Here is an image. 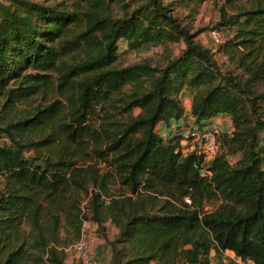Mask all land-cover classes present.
<instances>
[{"label": "trees", "instance_id": "1", "mask_svg": "<svg viewBox=\"0 0 264 264\" xmlns=\"http://www.w3.org/2000/svg\"><path fill=\"white\" fill-rule=\"evenodd\" d=\"M205 1L0 0V264H67L88 221L118 228L109 264H212V250L264 264V0L221 7L228 69L185 22ZM121 41L185 47L118 66ZM186 87L197 123L232 118L209 161L159 128L183 117Z\"/></svg>", "mask_w": 264, "mask_h": 264}, {"label": "rangeland", "instance_id": "2", "mask_svg": "<svg viewBox=\"0 0 264 264\" xmlns=\"http://www.w3.org/2000/svg\"><path fill=\"white\" fill-rule=\"evenodd\" d=\"M238 3V1L232 2ZM232 3L225 2V0H207L204 3H202L198 10L195 12L194 15H191V17L185 19V22L192 28L193 31L200 30V34L198 35L197 39L207 48H209L214 58L218 61V63L221 65L222 68L228 69L231 68L233 65L228 59V57L219 50L220 46L213 42L211 37V31L214 29H217L221 32L222 37L224 38V41H226L228 38L232 37L235 34V28H229L227 26H220V29L217 28V23L219 22L221 18V7L224 5L226 7V10L229 13L235 12V9L232 7ZM179 11L183 14H187V11L185 9L179 8ZM185 47V43L183 41L173 43L169 45L167 48L161 46V50L157 53H150L149 49L143 48L140 50H128L127 46L124 42H120V48H119V58L117 61L118 66H125L128 64H133L136 62H140L143 60H149L155 65H164L167 60L177 56ZM57 96V93L54 89L48 91L47 93L43 94L42 96H38L36 100L32 103L33 106H37L39 104H46L51 103L54 100V97ZM4 99L0 95V120L2 115H4V108L3 103ZM30 105L28 104H20L18 110L16 111L19 115L18 111H27L29 110ZM139 109L136 108L134 110V113H139ZM232 132V131H231ZM230 132V133H231ZM228 132H222V134H230ZM221 134V135H222ZM264 135V134H263ZM222 142L223 140H220V147L222 148ZM35 153V150L32 149L28 154L33 155ZM96 163V167L99 168L101 173H106L110 169L105 161H101L99 159H95L92 161H88V164ZM3 189V179L0 178V191ZM217 201L213 202H206L205 208L212 209L215 205H217ZM82 206L84 209H86L87 206V198L83 201ZM89 223H85V233L88 237V242L90 245V250L92 253V256L95 259V264H98L97 257H96V250L99 246V243H104V247L100 248L101 250L105 251V253L102 254V256L109 257L107 259L106 264H109L111 252L109 247V242L115 238V236L118 233V228L112 224L109 221L104 222V229L99 230L98 224L96 222L90 221ZM64 232V231H63ZM214 251V253H212ZM211 251L212 256V264H218L220 259H222L225 262H231L232 264H239L242 261L236 256V254L233 251L227 250L224 252H221L217 255V252L215 250ZM72 256V257H71ZM66 258L68 264H82V260L78 257L77 253L73 251L66 252ZM100 264V263H99Z\"/></svg>", "mask_w": 264, "mask_h": 264}, {"label": "built area", "instance_id": "3", "mask_svg": "<svg viewBox=\"0 0 264 264\" xmlns=\"http://www.w3.org/2000/svg\"><path fill=\"white\" fill-rule=\"evenodd\" d=\"M211 37L213 42L217 45L224 43V38L217 29L211 31ZM148 49L150 53H157L161 50V46L149 45ZM172 128L180 135V152L183 155H187L190 152H197L204 156L205 161H209L213 159L221 149L220 137L222 130L217 122L210 120L199 124L195 121V117L190 112L184 114ZM185 201L191 203V199L188 197L185 198ZM84 227L85 226H83L80 239L68 246L65 250L66 252L73 251L77 253L78 257L82 260V264H95V259L92 256Z\"/></svg>", "mask_w": 264, "mask_h": 264}, {"label": "crops", "instance_id": "4", "mask_svg": "<svg viewBox=\"0 0 264 264\" xmlns=\"http://www.w3.org/2000/svg\"><path fill=\"white\" fill-rule=\"evenodd\" d=\"M193 90H191L190 88L186 87L182 90L181 92V100H182V104L185 108V113L184 114H188L191 111V104H192V97H193ZM214 121L219 123L222 132H228L230 133L233 130V122H232V118L230 115L227 114H219L217 116H213L209 119L203 120L202 122H208V121ZM177 120H173L170 123V126H168L165 123H160V128L163 132V134H165L166 136H169L171 134V131H173L172 126L177 123ZM90 223V221H89ZM87 223V224H89ZM104 243H99V246L96 250V257L98 259L97 263L99 264H106L107 259H109V257H107V255L104 257L102 256L103 253H105V251L101 250L100 248H103ZM72 257V256H71ZM66 263H67V258H66ZM68 264V263H67Z\"/></svg>", "mask_w": 264, "mask_h": 264}, {"label": "water", "instance_id": "5", "mask_svg": "<svg viewBox=\"0 0 264 264\" xmlns=\"http://www.w3.org/2000/svg\"><path fill=\"white\" fill-rule=\"evenodd\" d=\"M212 253H214V251H212Z\"/></svg>", "mask_w": 264, "mask_h": 264}]
</instances>
